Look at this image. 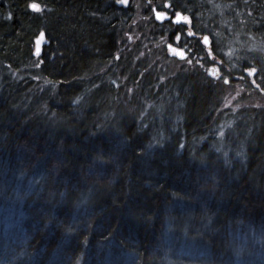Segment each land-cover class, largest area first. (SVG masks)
<instances>
[{"label":"trees","instance_id":"16d2710c","mask_svg":"<svg viewBox=\"0 0 264 264\" xmlns=\"http://www.w3.org/2000/svg\"><path fill=\"white\" fill-rule=\"evenodd\" d=\"M135 20L0 0V264H264V112L217 146L221 87L198 68L159 82L163 44Z\"/></svg>","mask_w":264,"mask_h":264},{"label":"rangeland","instance_id":"374dc122","mask_svg":"<svg viewBox=\"0 0 264 264\" xmlns=\"http://www.w3.org/2000/svg\"><path fill=\"white\" fill-rule=\"evenodd\" d=\"M108 1L109 0H102V2H104L105 4L108 3ZM167 1L173 2V4L178 5L181 8H187V10L190 11L194 10L196 13L204 15L207 20H209V22V16L217 17V21L214 20L215 24L217 23V28L210 26V29L214 34L215 40L219 44V51L223 54L224 60L232 61L236 58L238 59L240 57L244 58L246 56H249L251 61L262 63L260 67V72L264 74V26L261 25L259 17H253V27H250V25H248V30H245L244 28L240 27L238 28L239 31H233V29H231V31L225 33L224 31L226 30V26L229 23L236 24L237 22H239V19H241L243 23L244 21H248L249 19H251V11H247L245 13H240L239 15H237L232 12V10H235V6H231L229 2L224 0ZM131 4V15L133 18H136L135 21H143L144 19H146L143 14H136L135 12H133V10L137 9L141 12L144 8L146 9L147 2L145 0H133ZM211 21L213 22L212 18ZM134 28H136V25L134 26ZM242 33H249L251 37L246 38L244 36H240ZM124 35H126L125 38ZM132 35L133 32H128L126 30L123 34V38L118 40L116 44H120L122 49L126 45L134 44V41L130 39ZM156 44L159 45V43ZM153 59L154 61L158 62L156 63L155 71L160 72L162 74L159 76V82H165L167 80V77H162L163 75H169L168 77H171L176 73H180L183 70H189L196 67L194 64H192V62L195 61L194 59L190 60V62H176L167 59L165 55H163V59L161 60L158 58ZM221 90V103L216 109L212 121L213 127L211 128L213 132L211 135L215 137V143L217 146L224 143L226 134H229L231 122H239V118L242 119L246 114H251V110H259L260 112H264V92H262L259 88L256 89L250 86L249 82L240 84L236 83L235 81H230L228 84L221 87ZM169 107L170 105L168 103L167 108ZM232 131L233 129L230 130L231 134ZM226 155L227 152H224L223 156L225 157ZM174 220H178L183 225H186L184 223L188 221L183 218H176ZM191 234L187 228L180 227L176 235L180 237V241L181 243H183L189 238H192ZM249 250L250 251L245 250L244 255L258 254L253 252V250L251 249Z\"/></svg>","mask_w":264,"mask_h":264},{"label":"flooded vegetation","instance_id":"af4514ba","mask_svg":"<svg viewBox=\"0 0 264 264\" xmlns=\"http://www.w3.org/2000/svg\"><path fill=\"white\" fill-rule=\"evenodd\" d=\"M118 0H112L113 5L116 7V11L126 14H131V3L133 0H129L130 4L128 8H121L116 5ZM147 2L146 9L144 8L141 12L137 9H134L133 12L136 14L147 15L148 18L144 19L152 22L149 26V31L152 33L154 38L159 44H163L162 50L163 55L169 60L176 62L190 61L198 69H201V72L206 75L208 78L212 79L217 87H223L228 84L230 81H235L236 83H247L249 82L250 86L258 89V84L255 81L257 80V67L253 65L254 61H249L245 58H236L232 61H226L223 58V54L219 51V44L214 38V34L211 27L217 28V17L209 16L210 22L204 15L196 13L194 10L190 11L187 8H181L178 5L173 4V2L167 0H145ZM203 1V0H202ZM229 2L231 6H235V10H232L233 13L239 15L240 13H245L251 11V19L244 21L242 23L241 19L236 24H228L226 26L225 33L228 31H239L238 28L242 27L245 30H248L247 27H253V17L260 19L261 24H264V0H224ZM169 2L168 5L171 7H164L165 3ZM247 4V5H245ZM245 9H244V8ZM247 9V10H246ZM156 12H162L165 14L163 20L156 18ZM177 12H181L182 16H187L190 19V23H185L181 21L179 24L174 23V16ZM213 19V22L211 21ZM215 20V21H214ZM208 26V27H207ZM139 27V26H138ZM159 28L157 31L156 29ZM156 30V31H155ZM191 31L194 35L189 36L187 33ZM208 35L209 37V49L210 54L206 51V48L202 45L201 37L203 35ZM180 35L181 39L176 40V36ZM238 36V35H237ZM240 36L246 38L251 37L249 33H242ZM170 44L179 49L184 50L187 53V57L184 60H177L169 56V51L166 45ZM194 69V68H192ZM255 69V72L252 70ZM225 79L228 81L225 83ZM262 92L263 89L259 88Z\"/></svg>","mask_w":264,"mask_h":264},{"label":"water","instance_id":"95a60500","mask_svg":"<svg viewBox=\"0 0 264 264\" xmlns=\"http://www.w3.org/2000/svg\"><path fill=\"white\" fill-rule=\"evenodd\" d=\"M32 3H36L38 5V8H39V11L41 10V6L38 2L36 1H31L29 2L28 4V10L30 12H33V13H36V12H39V11H34L29 5H31ZM129 0H126V3H120V2H116V5L121 7V8H128L129 7ZM168 5L169 2H166L165 5ZM177 13H181V12H177ZM187 17V16H186ZM176 19V14L174 16V21ZM208 35H203L201 37V41H202V45L206 48V51L210 54V49H209V42L207 44H205L203 42V38ZM208 41H209V37H208ZM50 44V40L49 38L47 37L46 33L44 30H40L37 32V34L34 36L33 38V42H32V55H40L44 49V47L48 46ZM166 47L168 48V51H169V56L177 59V60H184L186 57H187V53L182 50V49H179L175 46H171L170 47V44L166 45Z\"/></svg>","mask_w":264,"mask_h":264},{"label":"snow or ice","instance_id":"6c2138e0","mask_svg":"<svg viewBox=\"0 0 264 264\" xmlns=\"http://www.w3.org/2000/svg\"><path fill=\"white\" fill-rule=\"evenodd\" d=\"M118 2H120V3H126V0H118ZM34 11H39V8H38V5L36 4V3H32L31 5H29ZM164 7H171V5H164ZM156 18L157 19H159V20H163L164 18H165V14L164 13H162V12H156ZM181 21H184L185 23H190V19L188 18V17H186V16H182V14L181 13H176V19H175V21H174V23H177V24H179ZM187 35H189V36H192V35H194V33H192L191 31H189L188 33H187ZM181 39V37H180V35H177L176 36V40H180ZM203 42L205 43V44H207L209 41H208V37L207 36H205L204 38H203ZM170 47H171V45H170ZM190 62V61H189ZM253 72H255V69H253L252 70ZM228 81L225 79V83H227Z\"/></svg>","mask_w":264,"mask_h":264},{"label":"bare ground","instance_id":"6f19581e","mask_svg":"<svg viewBox=\"0 0 264 264\" xmlns=\"http://www.w3.org/2000/svg\"><path fill=\"white\" fill-rule=\"evenodd\" d=\"M262 26H264V24H261ZM245 59H247V60H249V61H251V59L249 58V56L247 57H244ZM264 65V64H263ZM155 75V74H154ZM149 77V76H148ZM6 151H9V152H7V153H10V152H13V150L11 151V150H9V148L6 150ZM15 182H16V180H15V178H12V182H11V184H8V186H12L13 187V185L15 184ZM117 254V253H116ZM114 255L113 253H112V255H114V256H117V255ZM120 255V254H119Z\"/></svg>","mask_w":264,"mask_h":264}]
</instances>
